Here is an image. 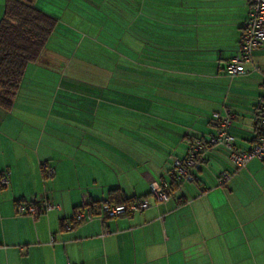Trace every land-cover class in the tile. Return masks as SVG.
I'll return each instance as SVG.
<instances>
[{
  "label": "crops",
  "instance_id": "obj_1",
  "mask_svg": "<svg viewBox=\"0 0 264 264\" xmlns=\"http://www.w3.org/2000/svg\"><path fill=\"white\" fill-rule=\"evenodd\" d=\"M31 1L58 26L11 109L0 108V172L9 179L0 188V264H264V159L236 168L225 147H206L194 179L175 180L168 202L113 218L90 207L110 189L136 200L150 197L151 183H170L173 159L216 132L214 112L233 115L237 148L254 142L264 44L246 72L224 71L247 0H124L123 22L115 0ZM3 8L0 0V17ZM100 15L122 25L119 61L103 69L108 85L67 81L80 69L61 68L50 46L98 30ZM47 56L50 69H32ZM223 171L230 177L219 183ZM31 198L60 207L16 214V202Z\"/></svg>",
  "mask_w": 264,
  "mask_h": 264
},
{
  "label": "built area",
  "instance_id": "obj_2",
  "mask_svg": "<svg viewBox=\"0 0 264 264\" xmlns=\"http://www.w3.org/2000/svg\"><path fill=\"white\" fill-rule=\"evenodd\" d=\"M248 16L242 24L241 35L236 53L225 65V73L228 76H236L247 71L246 67L252 63V52L264 44V0H247ZM233 115L230 112L212 113L211 119L217 124V130L206 141L196 140L188 149L184 158H176L172 161L175 180L192 181L194 171L199 169L202 162V152L206 147L222 146L228 151V157L236 168H243L253 158L264 159V99L256 108V130L254 142L245 150H240L234 144V137L227 131L231 125ZM44 175H52V169L45 167ZM230 174L226 171L220 173L219 183L228 180ZM9 184L8 174L0 175V188ZM150 197L136 199L128 204H114L104 198L99 205V213L104 217H117L126 213L140 212L152 204L166 203L170 199V185L167 182H153L149 188ZM153 199V200H152ZM60 206L44 198H31L16 202L15 210L18 215H31L58 209ZM83 214L77 212L76 221L83 219ZM66 225V229H69ZM71 264V263H68Z\"/></svg>",
  "mask_w": 264,
  "mask_h": 264
},
{
  "label": "trees",
  "instance_id": "obj_3",
  "mask_svg": "<svg viewBox=\"0 0 264 264\" xmlns=\"http://www.w3.org/2000/svg\"><path fill=\"white\" fill-rule=\"evenodd\" d=\"M57 26L56 17L41 10L31 0H4L0 17V108L11 109L28 65L40 61ZM174 183L172 178L170 191L174 190ZM120 192L110 189V199H107L114 204H128L134 200L122 197ZM102 200L92 202L91 209H99ZM75 211L77 213V209Z\"/></svg>",
  "mask_w": 264,
  "mask_h": 264
},
{
  "label": "rangeland",
  "instance_id": "obj_4",
  "mask_svg": "<svg viewBox=\"0 0 264 264\" xmlns=\"http://www.w3.org/2000/svg\"><path fill=\"white\" fill-rule=\"evenodd\" d=\"M115 7L118 9L116 12L120 17L118 18L120 22H123L124 19V0H115ZM69 4L68 1L65 2ZM135 3H132L134 6ZM136 6V5H135ZM93 12V11H91ZM93 16V15H92ZM94 17H91V14L83 16V21L90 22ZM82 19V18H81ZM107 19L99 16V25L98 30L88 31V28L84 29L83 33L77 35V43L74 44L72 40L60 41L56 40L52 42L50 46L51 58L53 57L54 61L61 60V68H65L68 71H74L80 69L74 79L67 78V81H73V83L85 86L94 84L97 85H108V77L103 73V69L108 67L107 61H119L118 58L121 56V37H122V25L119 24V27H115L114 24L108 22ZM137 22V19H136ZM133 34L137 31L132 27ZM134 49L138 50V42H136ZM137 47V48H136ZM49 53V51H48ZM47 53V54H48ZM49 56L43 58V62L39 66H34L32 69H50L47 61H49ZM76 56V62L73 61H64L65 57ZM78 57V58H77ZM82 60H78V59ZM132 59L136 60L137 55H132ZM124 61L123 58H121ZM80 61V62H78ZM137 61V60H136ZM95 64L97 67H93ZM102 68V69H101ZM98 69V70H97ZM96 78H95V77ZM74 77V76H73ZM95 85V86H97Z\"/></svg>",
  "mask_w": 264,
  "mask_h": 264
}]
</instances>
